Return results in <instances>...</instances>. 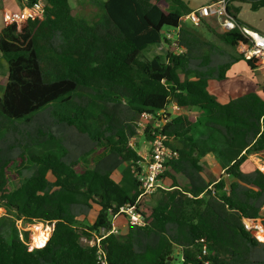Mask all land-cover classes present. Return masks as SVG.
Wrapping results in <instances>:
<instances>
[{"label":"trees","instance_id":"1","mask_svg":"<svg viewBox=\"0 0 264 264\" xmlns=\"http://www.w3.org/2000/svg\"><path fill=\"white\" fill-rule=\"evenodd\" d=\"M46 1L43 19L0 33L8 66L0 132L12 130L9 142L0 141V154H7L0 160V208L53 230L38 248L28 235L8 236L0 227V264H99V248L83 240L110 230L112 216L128 204L146 224H128L101 242L107 264H264V243L245 228L246 220H264V173L242 169L251 155L264 159V99L250 93L223 104L208 89L239 61L256 69L236 51L248 39L238 28L219 32L206 21L201 26L216 41L184 26L192 10L183 0H105L94 22L75 16L70 0ZM242 1L264 7V0ZM227 12L250 27L230 6ZM178 29L175 41L167 38ZM153 46L166 53L148 57ZM174 106L181 114L169 111ZM144 113L162 120L145 128L144 140L161 136L178 157L162 176L170 187L139 200L134 169L143 158L130 141L140 136ZM18 121L27 130L11 127ZM209 155L231 183L213 184ZM95 209V221L86 224Z\"/></svg>","mask_w":264,"mask_h":264},{"label":"built area","instance_id":"2","mask_svg":"<svg viewBox=\"0 0 264 264\" xmlns=\"http://www.w3.org/2000/svg\"><path fill=\"white\" fill-rule=\"evenodd\" d=\"M21 6L19 11H7L5 17L8 24L15 23L19 29L29 21H35L43 19L45 15L46 7L48 3L46 0H17ZM228 1L217 0L209 5L201 7L199 10L191 11L189 14L182 17V23L190 21L193 26L201 27L203 21L208 18L216 17L220 20V24L224 31H231L238 28L242 34L248 39L247 43L241 42L237 47V53L245 60L253 62L257 69L264 71V34L259 31L250 29L246 26H239L237 22L227 12ZM178 30H172L166 33L168 39L176 40L175 36L178 34ZM175 45V43H174ZM176 111H180L177 106L172 107ZM170 108L169 111L172 109ZM149 120H157L156 128L161 126L162 120L155 118L151 114L144 113L141 116V121L138 123V132L140 136L143 135L147 122ZM165 122V121H164ZM136 137L132 138L130 145L134 148V142ZM151 147L142 162H139V170L134 169V174L140 183L142 188L141 197H151L157 191L165 190V181L162 176L167 168V163L174 158L178 157L177 151L167 147L164 144V138L157 136L152 143ZM121 215H124L128 219V224L132 226H145L146 221L143 216L138 212L137 205H125L122 206L118 213L112 216V227L110 230L102 229L96 238L92 240L84 239L83 241L90 246H97L99 248L98 258L99 264H107L106 256L101 247V242L112 234H119L120 228L116 226L115 221ZM124 225V226H126ZM123 226V227H124ZM246 230L252 232L256 238L264 243V226L261 220L245 221ZM206 253V250H204Z\"/></svg>","mask_w":264,"mask_h":264},{"label":"rangeland","instance_id":"3","mask_svg":"<svg viewBox=\"0 0 264 264\" xmlns=\"http://www.w3.org/2000/svg\"><path fill=\"white\" fill-rule=\"evenodd\" d=\"M105 0H70V4L72 6V8L74 9V14L77 17H81V18H85L88 22H94V21H99L100 18H97V16L100 14L101 12H103L99 6V2H103ZM215 0H183V2L188 6L189 9H192V11L195 10H199L201 7L205 6V5H209L210 3L214 2ZM229 1V0H227ZM232 2V3H230ZM241 2V3H240ZM247 1H242V0H230L229 3L231 4L230 8L232 11L235 12V14L240 15V10L242 9V5H244ZM244 3V4H243ZM250 3V2H249ZM170 8L174 9L173 4L170 2ZM238 8H240L239 12H238ZM254 10V9H253ZM3 25H6L7 23V19L4 15L3 17ZM206 26H210L211 28L215 29L216 31L219 32H223L224 29L220 24V20L216 17H211L208 18L206 20ZM184 26H189V27H193L196 28L200 34L204 35L207 37V39H211L213 41H216L215 38L213 36H211V34L209 33L208 29L204 26L201 27H196L193 26V24L190 21H186L185 23H183ZM214 38V39H213ZM175 49V45L172 46L170 48L171 51H173ZM166 53V48L164 47H159V46H153L150 48V51L146 52V55L148 57H153L155 55H161V54H165ZM243 65L244 68L246 70H250V68L248 67L247 63L242 60L239 61L238 63L235 64L234 69H238L239 71V75H242V73L240 72L241 68L239 69L237 66H241ZM8 66L6 61H4V59L1 56L0 53V96L2 95V91L3 88L5 87V83L8 80ZM171 112H174L172 114H181V111H176L173 108L171 109ZM141 121V117L138 119ZM156 122L157 120H149L146 124L147 126H151L153 128H156ZM11 127H14V125L17 126H21L22 128L24 127V130H27V124L24 121H18L16 123L11 122ZM12 130L10 129V127H7L5 130L0 132V141L1 142H9L8 138L10 137V132ZM28 134V133H25ZM28 136L30 137V134H28ZM142 137V136H141ZM142 141L139 142V149L141 150V148L143 147V144H141ZM141 147V148H140ZM101 150H99L96 154L92 155L91 157H88L86 159V165L90 168H93L95 166V162L98 160V158L101 156ZM103 154V152H102ZM7 158V154L5 151H3L0 154V160ZM253 162L251 163L250 161L246 162L242 169H244V171H247L246 169L249 168V166L251 167H257L259 170H261L264 173V159L263 158H258L255 157V155L252 157ZM206 162V166L207 169L213 174V184H216L218 182V180L220 179H224L226 180V182L229 184L231 183L232 179L228 176H225V172H223V169L221 168V166L219 165V163L217 162V160L215 158H207ZM255 165V166H254ZM119 172L118 171L115 175V179L117 181H119L120 176H119ZM170 186H168V184L165 185V190H167ZM158 194H160L159 191H157L155 193V195L158 196ZM153 196V195H152ZM150 198V197H148ZM97 216V209L93 210L90 212L89 216L83 220L86 224H92L95 221V218ZM84 218V217H82ZM260 220V219H259ZM128 223V219L124 216L121 215L117 218V220L115 221L116 226H118L119 228L123 227L124 225H126ZM0 227H3L5 229V231L7 232L8 236L12 235L13 231H17L18 234L22 237V238H26V236L28 235L29 237V242H32V245L35 247H42L44 246L48 239L51 236V232L53 230V226L49 225L46 222H41V221H33V222H29L26 220H18L15 216V214L8 212L5 208H0Z\"/></svg>","mask_w":264,"mask_h":264},{"label":"crops","instance_id":"4","mask_svg":"<svg viewBox=\"0 0 264 264\" xmlns=\"http://www.w3.org/2000/svg\"><path fill=\"white\" fill-rule=\"evenodd\" d=\"M230 3L228 4V6H231ZM240 5L242 6V9L240 10V8H238V12L240 10V15H238L237 17L245 24L249 25L250 27L248 28H252L253 30L259 31L260 33L264 34V7H261L258 10H253L252 4L249 2H246L244 5ZM20 7L21 6L17 0H0V33L2 29L6 26L3 25V17L5 13L7 11H18ZM237 67L239 69L241 68L240 72L242 73V75H239L238 69L233 68L229 74L228 79L221 82L217 80H211L209 82L208 87L210 93L216 96L217 99L223 104L228 103L231 99L238 98L250 93H258L264 99V71L257 68L254 70H246L243 65ZM140 141H142L141 144H143V147H140L141 150L138 147ZM150 147V143L144 140L143 137H136V141L134 142V148L137 150L141 158L146 157L147 152H149L150 150ZM253 156L254 155H251L249 159L251 163L253 162ZM211 157L215 158L209 155L205 158V161L207 160V158ZM255 157L258 156L255 155ZM255 168L257 167L249 166V168L246 169L247 171L245 172L249 173ZM118 171H120V169ZM222 173H224V170ZM166 184L170 186V183L168 181H165V185ZM261 215L264 218V207L262 208ZM260 220L262 222L264 221L262 218H260ZM125 227L126 226L121 228Z\"/></svg>","mask_w":264,"mask_h":264},{"label":"water","instance_id":"5","mask_svg":"<svg viewBox=\"0 0 264 264\" xmlns=\"http://www.w3.org/2000/svg\"><path fill=\"white\" fill-rule=\"evenodd\" d=\"M51 234H52V232H51Z\"/></svg>","mask_w":264,"mask_h":264}]
</instances>
